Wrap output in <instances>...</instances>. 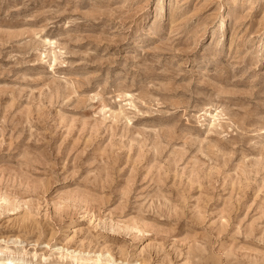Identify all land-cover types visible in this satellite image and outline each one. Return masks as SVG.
<instances>
[{"label":"rangeland","instance_id":"obj_1","mask_svg":"<svg viewBox=\"0 0 264 264\" xmlns=\"http://www.w3.org/2000/svg\"><path fill=\"white\" fill-rule=\"evenodd\" d=\"M11 263L264 264V0H0Z\"/></svg>","mask_w":264,"mask_h":264},{"label":"bare ground","instance_id":"obj_2","mask_svg":"<svg viewBox=\"0 0 264 264\" xmlns=\"http://www.w3.org/2000/svg\"><path fill=\"white\" fill-rule=\"evenodd\" d=\"M226 22V20H224V23ZM223 26V25H222ZM12 264V263H11Z\"/></svg>","mask_w":264,"mask_h":264}]
</instances>
